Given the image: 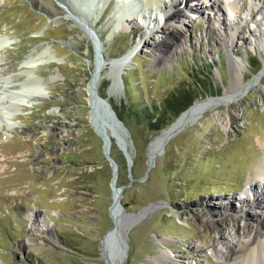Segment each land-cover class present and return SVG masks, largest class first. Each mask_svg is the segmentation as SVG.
<instances>
[{"label":"rangeland","instance_id":"obj_1","mask_svg":"<svg viewBox=\"0 0 264 264\" xmlns=\"http://www.w3.org/2000/svg\"><path fill=\"white\" fill-rule=\"evenodd\" d=\"M68 1L0 0V37L10 40L0 50V67L8 77L25 80L23 60L30 53L50 54L33 68L44 95L9 119L12 129L0 128V263L107 264L102 240L113 227V172L103 152L106 135L120 162L116 185L123 187V214L152 207L124 230V254L114 264H222L206 247L217 232L228 237L234 223L253 212L242 196L264 156V0L261 13L254 0H187L198 12L181 7L185 23H175L180 42L164 63L157 61L155 43L162 35L152 27L144 44L138 32L146 24L140 17L120 21V0H103L89 17L100 43L71 17ZM212 1L225 12L219 21L206 15ZM224 31L232 38L224 40ZM129 53L116 72L112 62ZM256 61L261 69L253 75ZM198 69L201 82L194 86ZM239 72L247 87L238 100L224 99L163 147L156 142L164 129L151 130L141 109L183 90L195 101L222 98ZM96 73L98 93L122 118L118 137L91 126L88 83ZM257 76L259 83L249 84ZM223 202L236 212L224 211ZM252 223L264 229L261 221ZM240 242L245 258L246 239ZM202 246L206 262L198 252Z\"/></svg>","mask_w":264,"mask_h":264},{"label":"bare ground","instance_id":"obj_2","mask_svg":"<svg viewBox=\"0 0 264 264\" xmlns=\"http://www.w3.org/2000/svg\"><path fill=\"white\" fill-rule=\"evenodd\" d=\"M102 1L103 0H78L79 4L76 6L72 4L73 2H71L70 0L68 1L69 14L73 19H75L76 22H78L85 35L88 37H91V35L93 36L91 31L93 22L90 19L92 17L93 10L98 7L102 3ZM186 1L187 0H145L144 4L141 3L140 6L142 7L141 11L143 13H137L134 8H132V5H135V7H139L136 0H130L128 4L129 8L126 7L127 5H125L124 0H120V4H118L117 8L121 12L119 15L120 21L130 20L132 17L138 15L139 17H142V19L146 22L148 27L141 25L138 32L140 40H142L144 44L146 42L145 39L148 29H150L151 31V28L153 27L155 33H160L162 35V39L158 40L155 43H157L156 45L160 52V54L157 56V61L158 63H164L169 60L170 52L173 48H175V45L180 42L181 36H179L180 34L176 29L175 23H178L180 26L184 25L185 23L182 19L179 18L181 7H184L186 12L188 13L198 12L197 5H192V1L189 4H186ZM226 1H228L229 4L232 3V0ZM254 2H256V6L258 7L257 11L261 13V8H263L261 5L259 6L261 0H254ZM210 5L212 7L213 20L219 21L221 17H223V11L215 1H212ZM84 11H87V13H84ZM146 13H148L147 17H145ZM152 14L158 15V20H155V18L153 20L151 18ZM210 18L211 16H208V20H210ZM209 24L212 25L211 22H209ZM220 35L222 36V38H224V40L232 38L231 34H228L225 31ZM9 44L10 40H8L7 37H0V50L5 49ZM174 52L176 53V51ZM45 54L50 55L48 50H44L37 55H32L30 53L25 58V60H23L22 65L26 68L23 73L27 78L25 80H22L21 82H17L14 79V76L8 77L7 69L3 68L2 66L0 67V128L6 127L7 129H12L14 127V124L11 123L9 119L16 117L18 111L21 110L24 106H28L31 100L40 99L44 95L46 91V88H44V84L41 83L39 79H35L32 76H34V67L47 62ZM129 55L130 53L126 56H121L120 58L112 62V66L114 70H116V72L126 66ZM235 64V61L232 60V67L234 69L236 67ZM239 73L241 74V77L233 76V83H231L226 88L224 96L222 98L195 101L187 110L179 115L172 124H170L162 131V133L156 139V142L162 144L163 141L168 139L176 129L181 127L184 128L185 126L191 124L195 119L198 118V116L203 114L205 111L217 106L224 99L231 100L233 98L234 100H238L240 91L246 89L247 87L243 82V74L241 72ZM97 77V73L94 74L91 79V84H93V82L95 81H97L98 83L99 78L97 79ZM259 81L260 78L259 76H257V78L249 81V84L255 85L259 83ZM90 86L91 85L88 86L89 94ZM255 181H257V183L259 184V189L255 185ZM246 185V189L244 190L245 196L242 199V203L245 205V207L253 209V212L246 214V219L241 225L239 223L237 224V222L234 223L233 232L228 237H225L220 232H217V236L214 237L212 242H210L206 247L207 250L211 252V255L217 257L219 259V262L222 264H264V229H260L258 224L254 225L252 223L253 221H261L262 225L264 224V156L262 162L255 169V175L253 179L248 180ZM250 193H252V198H250ZM151 208L152 207L150 206L140 211L136 215L127 216V221L132 222L135 219L143 217ZM221 208L224 211H233L234 213L236 212L235 209L231 208V203L229 202H223V204H221ZM35 219L39 220L40 217L35 215ZM232 219L237 220L238 216L235 214L234 216H232ZM210 222L212 228L215 231H219L221 227L219 222L216 219H213V217H211ZM118 223L119 222H117V224ZM127 228V224L122 225L121 223H119L116 227L115 232L111 233L110 236L106 238L107 240L103 242L102 251L104 252V259L108 264H114L115 258L122 255L124 251V230ZM116 234L117 240L114 245L110 240ZM242 238H245L247 243V255L245 258L241 256L243 248L241 249L240 241ZM120 241H122L123 243L119 244ZM113 246H117L118 249L113 251ZM198 252L200 253L201 259H204V262H206L209 256L207 255L205 248L203 246L200 247ZM161 257H165V255L162 254Z\"/></svg>","mask_w":264,"mask_h":264},{"label":"water","instance_id":"obj_3","mask_svg":"<svg viewBox=\"0 0 264 264\" xmlns=\"http://www.w3.org/2000/svg\"><path fill=\"white\" fill-rule=\"evenodd\" d=\"M62 7H64L66 9L65 6H62ZM99 50H100V47H99ZM91 79H92V77L90 78L89 83H88V86L91 85L90 86V94H89L90 100L88 99V101H89L88 106L90 108L91 126L100 135H102V133H101L102 129L109 131L112 135H114L116 137H118L119 135H122L124 133V128L122 126V122L117 117L116 112H115L112 104L110 103L109 99L107 97H102L98 93L97 81H95L96 83L93 82V84H91ZM97 79H98V77H97ZM182 129H183L182 127L176 129L174 131V133L170 135V137H173ZM168 139L163 141V143L160 146L163 147V145L166 143V141H168ZM103 140H104V148H103L104 156H105L106 160L108 161L109 166L111 167L112 172H113V176H112V179L110 182L111 191H112V200H113L110 211H111V218H112V222H113V227L104 236V238L102 240V244L105 240H107L106 238L109 237L111 233L115 232L116 227L119 223H121L122 225L127 224L128 228L130 225L133 224L132 223L133 221L132 222L127 221V216L124 215L122 212L121 197H122V193H123V187H118L116 185V164L109 154V152H110V139H109V137H107L105 135L103 137ZM129 162L131 163V161H129ZM148 207H150V205ZM117 218H119V219H117ZM117 222H119V223L117 224ZM125 234H126V232H125ZM114 237H113L114 239L112 238L110 241H112L113 244L115 245L116 240H117V238H116L117 234L114 235ZM118 239H120V238H118ZM124 241L126 243V236L124 238ZM122 243H123L122 241L119 242V244H122ZM117 249H118L117 246L116 247L113 246V251L117 250ZM123 254H124V252L122 253L121 257L123 256Z\"/></svg>","mask_w":264,"mask_h":264},{"label":"trees","instance_id":"obj_4","mask_svg":"<svg viewBox=\"0 0 264 264\" xmlns=\"http://www.w3.org/2000/svg\"><path fill=\"white\" fill-rule=\"evenodd\" d=\"M259 64L260 63H258L257 61L252 64V66L255 68L253 75L257 74L260 71L261 65ZM200 74V69H198L194 79L199 78ZM200 82L201 81L195 79L194 86H199ZM195 99L196 97L192 96L189 90L171 92L168 96H166L163 100L160 101V105L146 106L139 112L143 115L142 119L147 122L149 128L153 131L159 132L165 129L173 119L177 118L182 112H184L188 107H190L194 103ZM113 108L116 112L115 107ZM116 114L119 120L122 121V118H120L118 112ZM110 143V156L112 157L115 164L119 166L120 162L112 156L111 149L113 145V139H110ZM106 163L108 164L107 161Z\"/></svg>","mask_w":264,"mask_h":264}]
</instances>
